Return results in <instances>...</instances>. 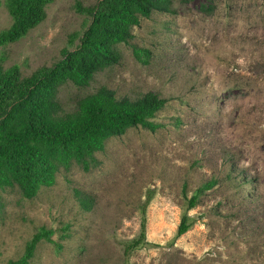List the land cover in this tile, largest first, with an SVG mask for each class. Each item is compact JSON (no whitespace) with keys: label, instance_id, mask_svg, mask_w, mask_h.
<instances>
[{"label":"rangeland","instance_id":"rangeland-1","mask_svg":"<svg viewBox=\"0 0 264 264\" xmlns=\"http://www.w3.org/2000/svg\"><path fill=\"white\" fill-rule=\"evenodd\" d=\"M209 4L173 0V12L134 27L118 64L87 86L59 88L64 112L102 86L119 98L153 92L167 104L156 130L109 138L90 169L61 167L33 198L6 188L0 264L21 257L41 228L52 240L39 243L30 264H264V0ZM90 21L76 0H53L41 24L1 49L4 66L18 64L24 76L53 66ZM11 23L2 0L0 31ZM186 211L192 227L176 237ZM143 231L147 243L128 249Z\"/></svg>","mask_w":264,"mask_h":264},{"label":"trees","instance_id":"trees-1","mask_svg":"<svg viewBox=\"0 0 264 264\" xmlns=\"http://www.w3.org/2000/svg\"><path fill=\"white\" fill-rule=\"evenodd\" d=\"M208 1L205 8L210 11L215 0ZM51 2L6 0L12 23L0 31V200L6 188L14 187L26 198L36 197L42 187L55 184L61 167L69 168L74 162L90 169L95 154L104 149L109 138L140 126L156 130L153 118L167 104L153 92L136 99L119 98L102 86L64 112L57 94L68 81L87 86L97 72L118 64L119 45L131 42L134 27L155 12H173V0H100L88 7L76 0L77 10L89 13L91 21L73 50L65 49L60 61L29 76L22 74L18 64L5 67L1 49L41 24ZM135 53L141 56L137 49ZM200 193L198 190L188 199L187 210L197 205ZM82 201L87 206L86 200ZM191 222L186 211L176 237L186 233ZM52 233L39 229L27 242L24 254L7 264H30L39 243L51 241ZM143 242L147 243L144 231L128 249Z\"/></svg>","mask_w":264,"mask_h":264}]
</instances>
